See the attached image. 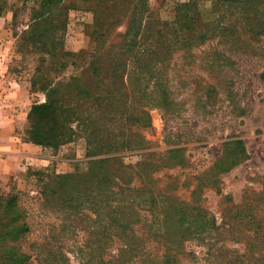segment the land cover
I'll return each instance as SVG.
<instances>
[{"label": "rangeland", "instance_id": "374dc122", "mask_svg": "<svg viewBox=\"0 0 264 264\" xmlns=\"http://www.w3.org/2000/svg\"><path fill=\"white\" fill-rule=\"evenodd\" d=\"M239 1L62 0L51 59L21 41L29 8L0 0L8 78L31 107L42 77L78 119L0 187V264H264V2Z\"/></svg>", "mask_w": 264, "mask_h": 264}, {"label": "trees", "instance_id": "16d2710c", "mask_svg": "<svg viewBox=\"0 0 264 264\" xmlns=\"http://www.w3.org/2000/svg\"><path fill=\"white\" fill-rule=\"evenodd\" d=\"M61 1L62 0H22V10L29 8L30 15L28 20L29 25L27 26V31L22 32L23 36L21 38V41L23 42V44H25V46H30L32 50H40L42 51L43 55H48L51 59L56 57V54L58 53L57 50H59L60 53L63 50L62 41L58 42L59 37H57L60 35V30L64 25L66 13V10L63 7ZM217 1L225 3L227 5H235L240 2L239 0ZM262 1L264 2V0H260L259 2L261 3ZM29 3L32 4L31 7H27ZM34 4L37 6L36 9L33 8ZM185 7L186 6H184V8ZM187 7L191 6L188 5ZM1 11L2 7H0V14ZM181 11L182 10L176 11V14L174 13V15H177ZM181 18L186 20L187 15H182ZM242 19H244V12L242 15ZM160 25L162 26L163 30L165 29L167 22H161ZM129 29L130 31H132L133 26L131 25ZM163 38L164 35L162 36V39ZM198 41L202 40L199 38ZM136 44H138L136 35L131 34V32H129L128 30L123 36V45L125 46L124 50L127 52L129 48L136 47ZM133 65H137L139 67V69L135 68V70L139 72H142L145 69V67L141 66V64L130 61V67ZM29 84L31 89H35L36 86H39L40 90L46 92V94L48 93V96L46 95L45 100L42 104H32L29 108L27 115L28 119L32 122V127L31 132L28 133L30 140L27 142H35L37 145H40L42 147L54 149L61 144L62 138L68 140L71 135L70 133L72 132V130L69 128L63 131L64 121L62 116H64L66 113L64 110H61L62 101L58 100L57 97L54 96L56 95V92L54 90L50 89L49 87L46 88V82L43 81L42 77H32V79L29 80ZM135 84L137 85V83ZM70 104H72V102H70ZM64 118H66V120L67 118H71L69 121H67V125H69L72 121H78V119L75 118L73 115H70L68 117L65 115ZM90 118L88 116L84 119V121H86L87 119V123L90 124ZM145 125H148L147 121ZM58 131H60L61 133H59ZM99 149L100 148H98L97 150ZM91 155H94L93 152H91ZM90 163L98 164V160L90 161ZM116 226L122 228L121 225ZM170 226L171 225H162L161 230H158L160 240L162 239L163 242H166L168 240L167 233H169L170 231ZM186 226L188 227L189 225ZM195 228V231H197L198 227ZM22 232L23 229L21 227L12 228L7 226L6 233L3 235L8 236L9 234H12L15 237H18ZM18 260L21 261L22 258L19 257ZM16 262L17 259H15V263ZM162 263L166 264L163 261Z\"/></svg>", "mask_w": 264, "mask_h": 264}, {"label": "crops", "instance_id": "0c3cea01", "mask_svg": "<svg viewBox=\"0 0 264 264\" xmlns=\"http://www.w3.org/2000/svg\"><path fill=\"white\" fill-rule=\"evenodd\" d=\"M8 21L0 18V40L4 35L3 25ZM6 57V47L0 42V187L11 177L23 174L24 164L34 160L32 156L39 152V147L14 137L17 124L29 111V87L25 82L18 84L8 78Z\"/></svg>", "mask_w": 264, "mask_h": 264}]
</instances>
